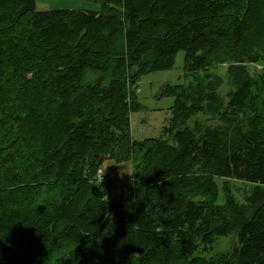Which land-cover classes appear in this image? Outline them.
I'll return each mask as SVG.
<instances>
[{
  "label": "trees",
  "instance_id": "1",
  "mask_svg": "<svg viewBox=\"0 0 264 264\" xmlns=\"http://www.w3.org/2000/svg\"><path fill=\"white\" fill-rule=\"evenodd\" d=\"M88 1L100 12L0 0V238L36 264L69 247L59 264H213L196 252L234 236L221 264H264V113L249 110L264 92L247 66L264 61V0ZM220 49L228 104L223 78L197 76ZM181 51L195 85L162 91L175 99L163 136L134 140L133 88ZM200 116L219 125L191 127ZM27 117L43 132L25 148ZM108 160L132 164V197L107 199ZM231 181L254 186L243 203Z\"/></svg>",
  "mask_w": 264,
  "mask_h": 264
},
{
  "label": "rangeland",
  "instance_id": "2",
  "mask_svg": "<svg viewBox=\"0 0 264 264\" xmlns=\"http://www.w3.org/2000/svg\"><path fill=\"white\" fill-rule=\"evenodd\" d=\"M36 12L44 11H58V10H91L99 11L100 5L88 0H36ZM9 38V37H8ZM6 38V39H8ZM226 49H220L215 53V56L206 64L204 72H200L198 77H204L206 73H213L219 75L224 80V85L220 88L219 93L224 99V102L228 104L229 96L231 92V85L228 75V69L230 64L227 62L225 56ZM185 53L181 51L176 59L174 68L170 71L156 72L148 75H144L138 85L133 88V96H135V102L141 106L139 111L132 113L131 115V131L134 140L146 141L147 139H159L163 136L165 127L169 125V121L172 116V106L175 102L173 97L163 96V92L169 86L183 85L194 86L195 75H186L185 71ZM250 70V75L254 78L255 82H259L258 87L264 92V61L256 62L247 65ZM95 75L88 74L87 81L93 82ZM256 90V85L253 94H251L250 111L254 113H264L263 101L261 100V93ZM49 107V104H47ZM248 112V111H247ZM261 117H258L260 119ZM196 120L204 127H216L219 125L217 119L210 116H200L190 123L193 127ZM26 134H22L20 138L25 148L31 144L26 142L32 136L39 138L43 130L40 131L42 125L37 126V120L30 121V117L25 119ZM264 118L259 122H263ZM98 184L106 192L107 199L119 200L125 197H132L133 186L135 182L134 170L130 162L117 163L115 161L108 160L104 162L101 167V171L98 174ZM103 179V180H102ZM217 184L220 187L218 204L224 203V191L222 179H217ZM234 194L240 203L244 202V198L247 194L251 193L253 185L243 183L241 181H231ZM97 190V189H96ZM49 192V191H48ZM47 192H44V195ZM237 246V240L234 236L229 237H217L212 248L209 251L198 250L195 256L203 255L209 256L213 264H221L226 256L233 253ZM69 249L66 248L56 253L54 262L52 264H59L67 255L70 254ZM148 264H178L175 258L168 262L162 263L158 260H154Z\"/></svg>",
  "mask_w": 264,
  "mask_h": 264
},
{
  "label": "water",
  "instance_id": "3",
  "mask_svg": "<svg viewBox=\"0 0 264 264\" xmlns=\"http://www.w3.org/2000/svg\"><path fill=\"white\" fill-rule=\"evenodd\" d=\"M97 186H94L95 193ZM0 264H36L23 250L9 246L0 238Z\"/></svg>",
  "mask_w": 264,
  "mask_h": 264
},
{
  "label": "bare ground",
  "instance_id": "4",
  "mask_svg": "<svg viewBox=\"0 0 264 264\" xmlns=\"http://www.w3.org/2000/svg\"><path fill=\"white\" fill-rule=\"evenodd\" d=\"M7 244V243H6Z\"/></svg>",
  "mask_w": 264,
  "mask_h": 264
}]
</instances>
